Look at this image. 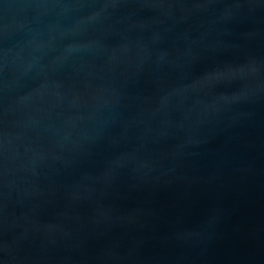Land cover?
<instances>
[{"label":"water","instance_id":"95a60500","mask_svg":"<svg viewBox=\"0 0 264 264\" xmlns=\"http://www.w3.org/2000/svg\"><path fill=\"white\" fill-rule=\"evenodd\" d=\"M0 264H264V0H0Z\"/></svg>","mask_w":264,"mask_h":264}]
</instances>
